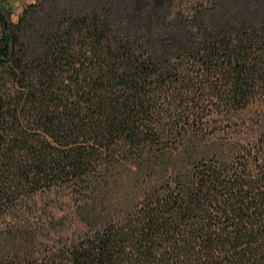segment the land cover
<instances>
[{
	"label": "trees",
	"instance_id": "trees-1",
	"mask_svg": "<svg viewBox=\"0 0 264 264\" xmlns=\"http://www.w3.org/2000/svg\"><path fill=\"white\" fill-rule=\"evenodd\" d=\"M163 2L0 7V264H264V0Z\"/></svg>",
	"mask_w": 264,
	"mask_h": 264
},
{
	"label": "rangeland",
	"instance_id": "rangeland-1",
	"mask_svg": "<svg viewBox=\"0 0 264 264\" xmlns=\"http://www.w3.org/2000/svg\"><path fill=\"white\" fill-rule=\"evenodd\" d=\"M142 3H147L153 8H161L164 4L163 0H140ZM34 2V0H0V7L3 10V14L6 15L9 20L16 23L23 11ZM264 104V100H263ZM246 118H255V109L251 110L246 115ZM12 195L10 199L5 203L11 209V212L5 222H18L28 221V206H32V210L37 209L36 217H41L45 222V227L49 228L48 237L51 239H57L59 237L71 236L75 231L81 229L77 224L61 221L63 215V205L58 201V197L55 196L53 202H49L46 197L37 196L32 201H28V197L20 190L12 189ZM36 201V204L34 202ZM53 216L54 219L51 218Z\"/></svg>",
	"mask_w": 264,
	"mask_h": 264
}]
</instances>
